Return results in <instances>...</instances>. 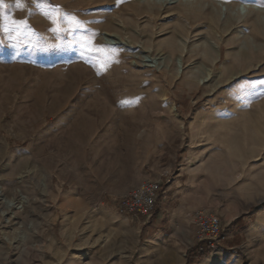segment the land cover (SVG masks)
Listing matches in <instances>:
<instances>
[{
  "label": "rangeland",
  "instance_id": "obj_1",
  "mask_svg": "<svg viewBox=\"0 0 264 264\" xmlns=\"http://www.w3.org/2000/svg\"><path fill=\"white\" fill-rule=\"evenodd\" d=\"M5 3L27 27L0 30L14 62L0 71V264H139L143 238L116 207L179 169L223 248L199 251L195 230L170 242L177 257L264 264V0ZM91 157L139 181L104 198L82 180Z\"/></svg>",
  "mask_w": 264,
  "mask_h": 264
},
{
  "label": "crops",
  "instance_id": "obj_2",
  "mask_svg": "<svg viewBox=\"0 0 264 264\" xmlns=\"http://www.w3.org/2000/svg\"><path fill=\"white\" fill-rule=\"evenodd\" d=\"M8 47L5 46L4 41H0V71L7 72V70L13 65L14 62L9 61L7 55ZM224 114V119L230 118L231 115ZM219 117H223L219 116ZM96 150V149H95ZM89 163V177L88 179H82L83 182L86 180L91 186V191L99 193L101 192L102 197L109 198H121L129 189V183L137 182L139 180L131 179L129 172H126L121 165H107L101 164L99 160L93 159L91 157ZM161 164L160 170L156 175L157 181H162L167 173L168 168L163 167ZM182 165H179L181 168ZM185 169L177 171V176L179 179L173 184L160 186L157 199L155 202V209L151 217H124L123 224L135 225L137 230L134 231V236L143 238L140 255L139 264H157L159 261L165 264H185V260L177 257V245H171L170 242L177 239V244H182V248L187 247L186 243H189V239L194 240L195 238V226L193 225V218L199 211H208L210 214H214L215 211L206 208L204 205L197 207V204L192 201L185 202L186 198L192 199V197L199 196L197 192L198 184L186 183L183 187V178L185 177ZM150 170H145V178H148ZM190 173V171H187ZM143 181V180H141ZM145 181H148L146 179ZM198 181H201L198 180ZM144 182V181H143ZM115 184H118L117 186ZM117 191L113 190V187ZM201 187V185L199 184ZM199 187V188H200ZM120 189V190H119ZM81 197L89 196V194H78ZM173 199H181L177 204ZM176 207V208H175ZM219 214V213H218ZM116 216H118L116 214ZM119 217V216H118ZM264 218L261 215L260 218ZM223 218V217H222ZM238 218L231 219L227 224H231ZM135 228V227H134ZM134 230V229H133ZM190 237V238H189ZM179 242V243H178ZM223 248L222 244H218L215 250ZM172 254V255H171ZM159 255L162 259H159ZM212 258L207 262V264H241L240 259L236 256L225 255L222 253H215L211 256ZM196 264V263H193Z\"/></svg>",
  "mask_w": 264,
  "mask_h": 264
},
{
  "label": "built area",
  "instance_id": "obj_3",
  "mask_svg": "<svg viewBox=\"0 0 264 264\" xmlns=\"http://www.w3.org/2000/svg\"><path fill=\"white\" fill-rule=\"evenodd\" d=\"M158 192V183L144 182L121 198L116 213L120 216L148 217L154 212ZM193 225L196 227L197 238L201 241L198 248L201 252L214 249L223 239L220 222L213 215L198 212L193 218Z\"/></svg>",
  "mask_w": 264,
  "mask_h": 264
},
{
  "label": "snow or ice",
  "instance_id": "obj_4",
  "mask_svg": "<svg viewBox=\"0 0 264 264\" xmlns=\"http://www.w3.org/2000/svg\"><path fill=\"white\" fill-rule=\"evenodd\" d=\"M15 6L18 8H22L23 7L22 0H16ZM260 6H264V5H260ZM7 7L8 5L5 3V0H0V30H3L5 33H7L13 29L19 31L22 28L27 27L25 21L16 20L9 16L4 15L3 9ZM53 23H56L55 19H53ZM89 51H91V49H89Z\"/></svg>",
  "mask_w": 264,
  "mask_h": 264
},
{
  "label": "bare ground",
  "instance_id": "obj_5",
  "mask_svg": "<svg viewBox=\"0 0 264 264\" xmlns=\"http://www.w3.org/2000/svg\"><path fill=\"white\" fill-rule=\"evenodd\" d=\"M193 3V2H192ZM243 9H245V8H243ZM182 19H184L183 17H182ZM207 49V48H206Z\"/></svg>",
  "mask_w": 264,
  "mask_h": 264
}]
</instances>
